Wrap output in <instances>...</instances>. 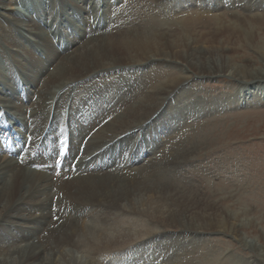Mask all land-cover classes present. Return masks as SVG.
<instances>
[{"label":"bare ground","instance_id":"bare-ground-1","mask_svg":"<svg viewBox=\"0 0 264 264\" xmlns=\"http://www.w3.org/2000/svg\"><path fill=\"white\" fill-rule=\"evenodd\" d=\"M63 1L0 0L1 18L39 48L19 42L25 66L10 50L12 35L0 36V79L12 77L10 61L26 71L21 88H0V264H75L83 253L79 264H91L101 251L122 253L130 243L146 249L143 264L209 258L206 238L148 242L159 232L131 225L128 216L188 230L167 207H153L156 191L147 182H162L160 159L187 144L191 119L264 105V38L255 37L264 0H68L80 20L70 32L57 25L55 45L33 15L51 16L59 3L68 14ZM219 77L230 79L229 91L202 93L199 83ZM204 135L192 137L200 142ZM184 216L189 230L220 231L215 215ZM207 223L217 229H204ZM230 225L242 241V224ZM47 231L63 233L59 246L42 244Z\"/></svg>","mask_w":264,"mask_h":264},{"label":"rangeland","instance_id":"rangeland-1","mask_svg":"<svg viewBox=\"0 0 264 264\" xmlns=\"http://www.w3.org/2000/svg\"><path fill=\"white\" fill-rule=\"evenodd\" d=\"M75 1L78 4L82 0ZM113 1L110 0V3H113ZM146 1L157 4L159 0ZM61 5L68 6V14H66L64 8L61 10L60 6H56L55 11L51 12L53 13L51 16H48L49 12L44 13L45 16H42L41 19L36 18L37 14L33 15L37 23H39L37 25L41 27V31L45 34L48 32L47 36L49 35L53 39L55 45H57V38L54 35L56 32L58 36L59 31L56 28L64 25L62 30L66 29L67 32H70V26L80 20L78 11L72 7L70 1L64 0ZM12 15L14 16V14ZM51 18H55L54 24L56 25L49 32L48 25L53 21ZM8 24L9 22L0 16V36L4 37V35H7L4 37L5 41L8 40V35H12L10 39L13 45L10 50L16 51L17 57L19 55L20 59H22V65L26 66L27 61L20 51L22 47L20 46L21 49L19 48V42L22 41L28 49L39 53V48L35 43L36 39L28 33L25 34L26 37H23L11 23ZM138 27L141 28L142 26ZM260 28L261 30L256 29L255 33L258 30V34L255 37L259 38L260 36L263 41L264 20L260 24ZM190 38H192V35ZM0 44L3 46V43ZM10 64L13 74L10 78L11 80L7 78L0 79V88H2L1 85H5L9 89L14 86L21 88L20 80L26 71L19 68L16 70L17 67L12 61H10ZM27 75L29 76L28 73ZM228 80L230 79L224 77L211 78L199 83L198 87L202 93L212 95L220 93L219 91H229V88L225 90V87L230 85ZM204 97L206 98V96ZM243 106L238 104L239 109L237 110H229V108L226 111H221L220 114L215 116V119L213 117H200L199 119H193V121L191 119L190 122L193 124L191 123L188 129L191 135L186 136L187 144L183 145V148L180 151L178 150L179 152L174 153L175 155H165L160 159L165 165L164 169H162L165 173L160 174V176L165 178L163 177L161 179L162 182L157 183V177L153 176L150 178V182H147L149 188L152 187L156 191L152 195L154 198L150 197L153 198V207L158 206L161 209L167 207L173 214L172 221L180 222V226L183 225L182 227H186L188 230H184L180 234L178 226L172 223V225L158 224V222L152 221L151 218L139 214L128 216L130 219L133 218L131 225H135L137 228L141 226L140 228H145L144 230H148V232L156 230L159 232L155 233L148 242H152L155 237L156 239L164 237L166 239L168 237L167 243L174 244L179 235H184L186 237L185 241L188 243L190 237L199 240L204 237L206 238L205 244H208L206 248L209 249V258L198 259L197 264H206L208 262V264H222L227 259H231V263L228 264H264V258L258 255L259 251H264V231L261 230H264V105H260L256 109L243 108ZM63 114L61 113V116ZM207 129H209L210 133ZM198 132L202 135L205 134L204 136L207 139L200 142L194 140L192 136ZM133 180L134 176H132L131 181ZM160 185L166 190L162 187L160 188ZM132 186H135L133 187L135 189H139L141 187L139 179H135ZM8 194L9 192L6 196ZM187 211L195 213L197 217L215 215L221 223L220 231H211L212 233L209 232L210 234H208L189 230L193 226L188 220H181L180 217L183 214L185 219H187ZM232 219L242 224L239 234L243 242L238 240L231 231L230 221ZM202 227L204 228V225ZM53 228L57 229L56 227L51 229ZM211 228L213 230L217 229L212 223H207L204 229ZM59 232L47 231L41 233V238L44 240L42 244L45 245L46 243L47 246L51 247L53 245L52 247H54L59 243V246L61 235H63L61 231ZM53 239H56L54 240L56 243L52 241ZM127 246H125L126 248L123 247L125 251L123 250L122 253H113L112 251L114 250H107L108 252L103 250L95 255L96 257L94 256L95 258L92 259L93 262L91 261V264H108L105 262L107 260L113 261L110 264H132L134 262V264H143L140 258L142 252L144 253L146 249L143 250L142 245H135L134 243H130L128 249ZM194 249H196L195 251L198 252L199 256L203 255L201 254L203 251L199 250L197 246ZM129 250L132 252H129ZM67 252L73 253L68 247L66 248ZM81 255L85 256L84 253L78 254V262L76 261L75 264H79ZM76 258L73 255V259ZM211 260L214 261L210 263ZM161 261L162 258L154 264L161 263ZM193 263L196 264L195 262Z\"/></svg>","mask_w":264,"mask_h":264}]
</instances>
